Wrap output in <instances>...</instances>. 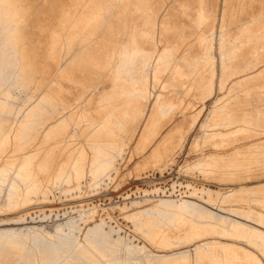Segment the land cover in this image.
<instances>
[{
    "label": "bare ground",
    "instance_id": "bare-ground-1",
    "mask_svg": "<svg viewBox=\"0 0 264 264\" xmlns=\"http://www.w3.org/2000/svg\"><path fill=\"white\" fill-rule=\"evenodd\" d=\"M13 18L16 22L7 35L4 28ZM2 42L0 92L12 77L16 85L30 90L28 99L46 97L45 86L56 78L63 89L51 96L59 106L37 115L44 126L36 128L39 137L52 136L54 130L48 126L64 117L62 124L70 131L73 127L76 139L82 141L88 133V143L100 147L101 157L86 164L83 158L69 162L72 173L62 182L66 188L54 179L61 169L56 168L58 162L51 164L45 180L35 170L36 180L26 187L20 181L27 177L18 172L0 212L26 204L31 194L80 189L81 181L86 189L99 185L110 172H117L116 161L127 147L128 160L146 154L135 172L173 163L201 112L186 117L178 94L191 107H203L216 89L226 92L213 103L204 135L193 143L204 153L192 169L223 182L264 175V0H0ZM150 86L160 91L148 105ZM3 94L0 131L15 117V129L20 130L19 119L27 113L5 104ZM176 112L182 119L162 135ZM1 153L0 145V170L7 163ZM206 202L264 228V188L209 192ZM174 209L173 229L148 218L147 210L125 219L154 249L193 246L176 256H149L144 245L133 248L120 238L112 239L101 220L85 233L84 243L72 237L71 227L53 240L33 228L26 233L2 230L0 264H264L263 230L217 217L184 199ZM88 213L84 219L93 220L96 211ZM218 237L245 246L214 240Z\"/></svg>",
    "mask_w": 264,
    "mask_h": 264
},
{
    "label": "rangeland",
    "instance_id": "rangeland-1",
    "mask_svg": "<svg viewBox=\"0 0 264 264\" xmlns=\"http://www.w3.org/2000/svg\"><path fill=\"white\" fill-rule=\"evenodd\" d=\"M15 22V18H13L10 25L4 28L5 34L9 35L11 33ZM8 42L12 43V40L8 39ZM0 45L2 47L4 43L2 42ZM7 73L5 74L6 78H8ZM58 82L60 81L53 78L45 86L44 93L46 97L38 95L28 99L30 90L22 89L10 77V80L7 81L0 92L1 94L4 93L1 97L6 98L5 104L14 105L19 110L27 113L23 114L24 118L19 119V122H22L20 130L15 129L14 125L17 122V117H15L13 120L9 119L4 125V130L0 131L1 154L5 155L7 161L5 168L0 170V204H3L6 199L9 186L15 179L14 175L16 174L20 177L18 173L20 171L24 172L25 177H27V179L20 181L26 187L29 186L31 181L36 180L35 170L39 171L40 176H45V180L50 173L51 164L58 162L56 168L60 167L62 170L60 169L58 173L54 174V176L56 174L59 176L54 179L62 183L68 180L72 173V171L68 170L71 165L69 162L74 164L83 158L86 164L88 161L98 160L101 157L99 156L100 147L97 144L88 143V133L87 138H85V135L80 137L82 141L76 139L73 127L70 131L69 126L62 124L64 117H59L57 120L54 119L48 126V129L54 130L52 136L47 138L39 137L41 133L39 134L36 128L41 126L40 124L43 120L39 119L37 121V115H41L42 112H51L54 109L52 107L57 102L55 96L51 95H53V92L60 94L63 89L58 87ZM130 83L136 84V82L132 81ZM148 88L150 92L149 105L153 103L160 88H153L152 86ZM114 89L116 90V88ZM130 89H134V92H136V87H131ZM6 90H9L13 99L8 97ZM34 94L37 95V93ZM39 94H42V92ZM225 95V90L218 91L216 89L203 107H198V105L191 107L188 99L181 97L179 94L177 95L179 96L178 102L183 105V112L187 114L186 117L189 118L199 110L201 112L186 135L181 149L176 151L173 156V163H169L168 166L161 169L144 167L141 170L136 169L135 172V166L137 168L145 163L143 155L146 154L144 152L128 160L130 154H128L129 149L127 147L122 159H117L116 161L117 172H110L109 177L104 178L99 185L86 189L84 181H81L80 189H72L68 192H60L57 189L47 193L45 196L42 194H31L30 200L26 204L0 212V231L21 229L23 233H26L29 230L31 231L30 228H33L32 231L40 233L45 239L53 240V236L68 233L69 227H71L72 237L84 243L85 233L102 220V229L108 232L112 239L120 238L133 248H136V246L143 247L144 245L147 247L144 248L149 250V256H176L183 251L192 249L193 246L175 247L167 251L154 249L133 231L131 222L126 220L125 217L138 211L147 210L148 218L156 219L163 228L173 229L175 223L172 222L171 216L175 212L174 207L179 204V199L205 207L217 217L221 216L226 219L236 220L264 231V228H261L256 223L242 219L233 213L206 202L207 193L209 192L221 191V193H225L230 189L251 191L264 188V175L256 173L240 181L223 182L205 177L191 167L204 153L202 149L193 148V143L199 141L204 135L207 115L213 103L218 99H223ZM117 97H114L113 100ZM45 99H49L47 104H45ZM118 104L117 102L115 105ZM57 105L59 106V104ZM111 110L109 111L110 113ZM55 111L56 109H54ZM70 114L73 113H66L68 117ZM181 119V114L176 112L166 129L162 131V135L166 133L167 129L180 122ZM2 120L3 118L0 116V123H3ZM28 122L31 125H28ZM13 130L17 131V133H13ZM138 133L137 130L136 141ZM133 141H135V138ZM130 147L132 148L133 145L131 146L130 144ZM69 155L70 157H68ZM104 160H107V158L101 162L103 163ZM18 176H16V181H18ZM61 186L66 188L64 183ZM193 191H195V195H190ZM159 201H167L168 203L159 204ZM91 209L96 211L95 217L93 220L86 221L84 218ZM58 226L62 227L61 232L56 231ZM214 240L226 244L245 246L241 241L229 238L218 237L214 238ZM79 242L76 243L79 244ZM120 255L124 258L122 251Z\"/></svg>",
    "mask_w": 264,
    "mask_h": 264
}]
</instances>
